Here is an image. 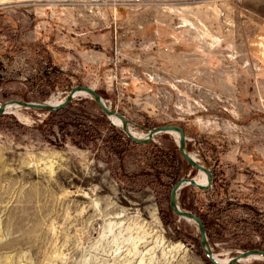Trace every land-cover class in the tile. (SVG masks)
I'll return each mask as SVG.
<instances>
[{
    "label": "rangeland",
    "instance_id": "rangeland-1",
    "mask_svg": "<svg viewBox=\"0 0 264 264\" xmlns=\"http://www.w3.org/2000/svg\"><path fill=\"white\" fill-rule=\"evenodd\" d=\"M75 86L138 137L181 127L211 183L180 207L218 260L264 251V0H0V105ZM66 107L0 116V264H210L169 207L206 182L174 136L130 144L89 97Z\"/></svg>",
    "mask_w": 264,
    "mask_h": 264
},
{
    "label": "water",
    "instance_id": "water-1",
    "mask_svg": "<svg viewBox=\"0 0 264 264\" xmlns=\"http://www.w3.org/2000/svg\"><path fill=\"white\" fill-rule=\"evenodd\" d=\"M85 93L91 100L95 102V104L100 108V110L103 112V114L106 116L108 120L110 118L115 117L119 119L122 124L123 128H119L128 139H130L132 142L137 144H146L154 139V137L161 135V134H177L179 136V139L177 141V147L178 151L181 155V157L185 160V162L194 170L197 172H203L207 176V184L205 186H202L198 184L194 178L189 177H183L179 179L171 188L170 194H169V207L171 211L179 218L184 219L187 221H192L195 223L197 231L199 233V246L210 262V264H238L241 260L248 257H260L264 259V251L259 249H251L246 250L238 255L234 256L233 258L229 259L227 263H220L219 260H217L214 255L212 254L209 245H208V239L206 235L205 228L201 222V220L194 214L184 211L178 202V194L181 189H183L186 186L194 187L198 190H206L209 188L211 183V174L210 171L205 168L204 166L200 165L199 163L195 162L190 155L187 152L186 148V136L183 131V129L179 126L175 125H164V126H158L152 129L147 130V137L145 140L135 137L129 129V122L120 114H118L113 109L109 108L107 106V103L102 99V97L94 90L92 87L88 86H75L72 87L66 97L59 103V104H51L48 101L47 102H24L19 100H12L5 102L1 104L0 107V116L7 114V108L8 107H15L17 108H23V109H30V110H38V111H45L48 113H54L59 111L60 109L66 107L69 103H71L75 97L78 95V93Z\"/></svg>",
    "mask_w": 264,
    "mask_h": 264
},
{
    "label": "bare ground",
    "instance_id": "bare-ground-1",
    "mask_svg": "<svg viewBox=\"0 0 264 264\" xmlns=\"http://www.w3.org/2000/svg\"><path fill=\"white\" fill-rule=\"evenodd\" d=\"M80 96H84V97H88L85 93H83V92H81V93H78V95L76 96V97H80ZM75 97V98H76ZM49 103H51V104H59L60 102L59 101H50ZM0 107H1V105H0ZM17 109V108H16ZM12 111H15V107H8L7 108V113H9V112H12ZM114 120L115 121H118L119 122V124H117V123H115L114 122ZM110 122H111V124L112 125H114L115 127H118V128H123L124 126H123V124H122V122L119 120V119H117V118H115V117H112V118H110V120H109ZM130 129V128H129ZM130 132L132 133V131L130 130ZM135 137H137V138H140V139H143V140H145L146 139V137H147V134H146V136H144V137H138L137 135H135L134 133H132ZM173 136H174V138L176 139V141H178V139H179V136L177 135V134H172ZM191 157V156H190ZM192 158V157H191ZM194 161L196 160V159H194V157L192 158ZM200 173H203V172H200ZM205 174V173H204ZM205 177H206V182L205 183H203V184H201L202 186H205L206 184H207V176H206V174H205ZM196 181V180H195ZM198 184H199V182L198 181H196ZM216 258V257H215ZM217 259V258H216ZM218 260V259H217ZM250 260H264L263 258H260V257H248V258H244L243 260H241L240 261V263H246V262H249ZM220 261V260H219ZM228 261H220V263H227Z\"/></svg>",
    "mask_w": 264,
    "mask_h": 264
},
{
    "label": "trees",
    "instance_id": "trees-1",
    "mask_svg": "<svg viewBox=\"0 0 264 264\" xmlns=\"http://www.w3.org/2000/svg\"><path fill=\"white\" fill-rule=\"evenodd\" d=\"M67 108H68V107L62 108V109H60L59 111H57V112H55V113H50V115L53 116V115H58V114L64 113L65 110H67ZM52 123H53L52 121H50V123H49V121L46 122L47 125L52 124ZM58 123H61V122H58ZM47 125H46V126H47ZM49 126H50V125H49ZM126 138H127V137H126ZM126 141H128L130 144L141 145V146L150 143V142H148V143H146V144H137V143L132 142V141H131L130 139H128V138H127ZM174 160H175V162H178V159L175 158ZM159 163H160V162H159ZM162 165H163V164H162ZM199 219L201 220L202 223H204V222H203V219H201V217H200ZM204 227H205V223H204Z\"/></svg>",
    "mask_w": 264,
    "mask_h": 264
}]
</instances>
